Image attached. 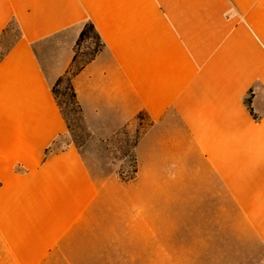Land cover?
<instances>
[{"label": "crops", "instance_id": "1", "mask_svg": "<svg viewBox=\"0 0 264 264\" xmlns=\"http://www.w3.org/2000/svg\"><path fill=\"white\" fill-rule=\"evenodd\" d=\"M86 21L104 44L71 79L86 124L107 139L146 121L127 182H96L71 142L45 153L67 135L51 86ZM11 26L0 240L15 264H40L111 186L159 204L164 225L170 213L208 214L195 243L217 248L209 261L264 264V0H0V38ZM51 39L68 56L55 67L39 52Z\"/></svg>", "mask_w": 264, "mask_h": 264}, {"label": "rangeland", "instance_id": "2", "mask_svg": "<svg viewBox=\"0 0 264 264\" xmlns=\"http://www.w3.org/2000/svg\"><path fill=\"white\" fill-rule=\"evenodd\" d=\"M17 36L14 26L0 38V55ZM56 39L47 40L39 51L41 58L50 66L57 56L66 62V52L55 48ZM93 45L90 41L73 47V56L62 76L72 78L90 58ZM59 77V78H60ZM58 80V78H57ZM51 88L55 91L64 118L70 127L62 137L59 147L74 142L96 182L108 178L126 181L132 177L131 152L136 136L144 132L146 121L136 118L130 126H124L107 139L92 132L82 115L71 103L67 82ZM152 211L137 198L128 199L117 187L103 192L98 202L80 224L76 225L40 264H239V261H209L207 245L195 243L202 230L196 229L208 214L170 213L165 217L158 206ZM145 223L148 225L146 226ZM198 239V238H197ZM194 253L202 258L194 259ZM197 258V257H195ZM206 258V259H205ZM0 264H15L0 240Z\"/></svg>", "mask_w": 264, "mask_h": 264}, {"label": "trees", "instance_id": "3", "mask_svg": "<svg viewBox=\"0 0 264 264\" xmlns=\"http://www.w3.org/2000/svg\"><path fill=\"white\" fill-rule=\"evenodd\" d=\"M9 28V27H8ZM8 30V29H7ZM87 41H90L92 43V45L94 46L93 47V50H92V53H91V56L90 58L84 63V65L86 63H88L90 60H92L95 55H97L100 51H102L103 47H104V44L102 43L101 39H100V36L98 35V33L96 32L93 24L90 22V21H86L83 23L82 25V29L78 35V38L75 42V48L79 47L80 44L84 43V42H87ZM6 51V50H5ZM4 51V52H5ZM3 52V53H4ZM83 67V66H81ZM80 67V68H81ZM80 68L78 69V71L80 70ZM71 79L72 78H67L65 76H62L60 78H58V80L56 81L57 84H60L62 83L64 80H66L67 82V89L70 93V99H71V103L75 106V110L81 115V109H80V106L78 105L77 101H76V97H75V93H74V90H73V87H72V84H71ZM51 92H52V95L54 96V99L56 100V103L58 105V108L60 110V113L62 114V117L64 118L63 116V113L61 111V108H60V105L57 101V97H56V93L55 91L51 88ZM246 106L248 107V110L249 112L251 113V109H250V98H247L246 99ZM64 121L66 123V129H67V134L70 133L71 135V130H70V127L69 125L67 124V120L64 118ZM64 137V136H62ZM62 137H59L58 139H56L50 147H48L45 151L46 154H49V153H52L54 151H60L62 150L68 143L70 142H67L65 143V146L64 147H59V142L61 141ZM139 136H136L134 142H133V145H132V152H131V162H132V177L129 178L127 181H130L132 179H134L135 177V174L137 172V166H136V158H135V152H134V148H135V145L137 143V140H138ZM71 143H73L75 145V143L72 141ZM76 146V145H75ZM77 147V146H76ZM126 182V181H125Z\"/></svg>", "mask_w": 264, "mask_h": 264}]
</instances>
